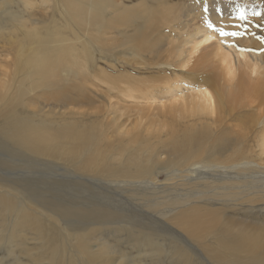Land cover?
<instances>
[{
	"label": "bare ground",
	"instance_id": "bare-ground-1",
	"mask_svg": "<svg viewBox=\"0 0 264 264\" xmlns=\"http://www.w3.org/2000/svg\"><path fill=\"white\" fill-rule=\"evenodd\" d=\"M162 1L165 0H157ZM59 4L75 26L87 34L93 32L85 47L74 48L89 59L92 68L86 65L91 70L99 63L112 68L108 63L117 58L118 65L130 66L134 73L148 78L133 77L123 86L110 85L96 77L95 83L91 79L85 82L87 70L77 55L67 61L64 47L65 60L59 70L46 72L48 54L42 37L34 32L35 47L31 39L29 47L20 42L14 62L20 72L29 75L31 85L11 80L16 92L9 99L2 97L0 83V149L12 145L46 165L55 164L51 160L65 162L77 175L111 179L126 192L137 186L131 184V179L145 176L153 192L163 197L177 196L178 190L158 180L159 172L173 169L176 162L183 163L182 170L177 171L181 187L195 189L209 178L232 181L242 176L254 182L253 190H264V174L258 172L264 170V43L259 39L264 37V16L253 15L264 13V0H173L166 2L161 14L152 16L153 10L150 22L143 24L124 2L59 0ZM205 4L208 13L203 11ZM237 6L245 9V21L236 18ZM30 9L39 10L36 0H0V39L7 38L4 43L11 45L14 33L26 28L23 13L28 14ZM106 12L113 18L106 20ZM205 19L225 31L244 35L221 37L206 26ZM31 21L33 26L39 22ZM120 27L133 28V34L118 45L120 50H113L114 45L106 47L104 42L110 41L108 31ZM10 31L11 37H6ZM56 71L62 72V82L50 80ZM101 73L111 77L104 70ZM11 74L10 63L0 65V82L1 77ZM35 76H41L40 81ZM102 88L108 94L98 91ZM32 92L57 99L62 114H74L77 109L93 110L98 115L105 109L115 114L119 109H136L138 127L126 129L121 124L116 129L117 136L124 138L139 132L134 137L158 139L169 149L150 147L118 168L103 150L101 130L39 118L28 111L34 103ZM88 92L94 97H89ZM97 100L100 106H94ZM127 102L132 104L127 106ZM51 109L56 115V108ZM99 192L95 199L102 202L106 197ZM221 201L237 212L233 203L238 200L231 204ZM239 206L250 214H227L221 208L220 213H212L217 206H211L199 219L187 216L188 222L182 223L191 236L192 252L176 236L155 239V235L173 232L176 222L164 214L146 218L147 222L143 221L145 217L120 214L124 212L122 206L97 210L67 204L59 205L55 211L35 202L28 191L11 180L0 177V208L4 209L0 213V236L12 230L14 237L15 227L22 226L32 236V246L25 250L29 264H106L108 256L109 264H162L166 260H171L168 264H242L246 258L263 264L264 200L247 208ZM30 210L40 213L44 224L34 219ZM73 219L86 223L73 226ZM217 222L222 225L214 226ZM104 227L112 228L100 233Z\"/></svg>",
	"mask_w": 264,
	"mask_h": 264
},
{
	"label": "rangeland",
	"instance_id": "rangeland-1",
	"mask_svg": "<svg viewBox=\"0 0 264 264\" xmlns=\"http://www.w3.org/2000/svg\"><path fill=\"white\" fill-rule=\"evenodd\" d=\"M36 1L39 10L30 9L28 14L23 13V24L25 20L26 28H21L20 31L14 33L15 42L12 41L11 45H9L4 43L7 41V38L4 40L3 38L0 39V65L10 63L12 71L9 77H1L0 83L3 87L2 97L9 99L13 98L16 91L14 89L15 85L11 80L23 82L26 86H30L32 83V81L28 79L29 75L20 72V66L18 64L15 65L14 62L18 59L20 42H23V47H29L30 44L28 41L31 39L33 48L35 47L36 42L33 40L35 35L34 32H37L42 37L41 43H43V48L48 54L46 72L59 70L62 61L65 60L62 52V48L64 47L67 50V61L72 60V58L77 55L82 66L87 70L88 77L85 82L91 79V82L95 83L93 79L96 77L110 85L118 83L123 86L130 82L133 77L139 79L148 78V76H141L134 73L130 66L124 67L118 65L117 58L113 59L114 63H108L112 68L99 63L91 70L90 68H92V66L90 65L89 59L86 60L85 56L81 57L74 48L77 47L80 50L82 47H85L89 43L93 32L87 34L82 31L83 28L75 26L67 14L63 12L59 0ZM115 1L124 2V5L133 12L135 17L139 18V23L143 24L150 22L151 16H149V14L153 13V10H155V12L152 16L159 15L166 2H172L173 0H165L162 2H157V0ZM250 2L251 1L247 2V6L250 5ZM104 17L106 20L113 18L109 12H106ZM36 19L39 20L38 24L35 26L31 25V20L34 21ZM40 22H43L44 25L40 24ZM67 24H69L68 27ZM125 31L127 34H125ZM12 33L13 31L8 32L6 37H11ZM31 33L32 36L29 35ZM131 34H133V28L131 27H120L117 30L108 31L107 37L110 41L104 42V45L106 47L114 45L115 48L113 50H120L118 45ZM86 64H88L90 68ZM101 66L106 68L102 69ZM101 70H104L111 77H105L101 73ZM158 74L161 75L162 72H158ZM49 78L54 82H62L64 77L62 72L56 71ZM35 79L40 81L39 79H41V76H35ZM73 79L79 81L77 78ZM93 83L89 82V84ZM98 91L108 94L106 88L98 89ZM89 94L90 92H88V95ZM31 95H35V92H32ZM90 95L89 97H94L93 94ZM36 97H40V99L35 100L34 98ZM34 98L32 99L34 102L33 106L29 107L28 111L32 114L37 113L39 118L54 119V121L59 124L79 123L86 125L90 130H101L103 150L106 154L110 155L109 161H112L114 165H118V168H120L121 164H127L132 158H137L141 153L144 152L145 154L150 147H159L161 150L169 149L158 139H147L142 136L134 137L139 132H135L124 138H119L117 136L116 129H118L121 124H124L126 129L138 127L137 118L139 114L136 109H119L116 114L105 109V113L99 115L95 114L93 110L77 109L74 114H69L65 111H62L64 113L62 114L59 112L60 104L57 99L53 97H42L41 95H35ZM97 101L94 106H100V101H98V103ZM27 102H29V100H27ZM131 104L130 102L125 103L127 106ZM41 106L45 108L39 109ZM51 108H56V115L52 113ZM115 116L118 118V121L113 120ZM145 123L146 122L143 121V124ZM51 161H54L55 164L46 165L35 161L32 155L14 149L12 145H3L0 149V177L11 180L17 186L28 191L35 202L51 207L55 211H58L59 205L67 204L75 205L83 209L97 210L107 207L122 206L124 212L120 214L128 212L134 216L141 218L145 217L143 221L147 222L149 217L152 216V218H155V216H153L155 214H164L167 218L176 222L172 226L173 232L167 231L165 236L158 237L155 235V239H166L176 236L184 245H188L192 252H195V250L192 246L191 236L186 232L182 223L188 222L187 216H193L199 219V217L203 216L204 211L211 206H217V208L211 210L212 213H220L221 208L227 214H247L248 210H243L239 205H243V207L247 208V206L256 205L264 200V190H260L259 188L258 190H253L254 186L251 184L254 182L245 180L242 176L234 177L236 180L232 181L223 180L221 177L216 181L209 178L201 182V187H196L195 189H191L188 186L181 187L182 182L177 175V171L182 170V162H176V166L171 170L159 172L158 180L160 182L179 191L177 196H169L166 194L163 197L159 192L155 193L150 190L149 182L146 180L145 176L131 179V184L137 186L132 187L130 192H126V189L122 188L123 186L119 187L114 184L111 179L97 175H77L74 173L73 168L65 162L56 160ZM236 162L239 163V161ZM258 172L264 174V170ZM7 176H10L11 179L7 178ZM71 186L77 189L73 190L70 188ZM99 191L103 192L106 197L102 202L95 199L98 197L97 194L100 193ZM171 194L175 193L172 192ZM5 198L9 199L7 196H5ZM221 200L230 201L229 204H231L232 201L238 200V202L235 201L233 203L237 212L228 209L227 205ZM3 210V208H0V213H2ZM30 214L39 223L44 224L45 219L40 213L35 210H30ZM71 221L73 226H81L86 223L78 219H73ZM217 225L220 226L222 224H220V222L214 224V226ZM154 226H156V224H154ZM158 226L161 230H165L161 224ZM110 228L112 227L101 228L100 233L102 231L104 233L109 232L111 231ZM10 232L11 233L8 232V234L0 236V264H29V258L25 254V250L27 246H32L30 241L32 236L20 225L15 227L14 237L11 236L14 231L10 230ZM95 235H99L98 230L95 231ZM122 239L127 242L129 241L127 236H122ZM16 258L20 259L21 263H15L14 260ZM110 258L111 256L106 257L104 262L109 264ZM227 258L230 259L235 257ZM170 261L171 260H166V263L162 264H168L167 262ZM214 262L216 263V260H214ZM146 264L151 263L146 262ZM220 264L235 263L220 262ZM242 264H254V262L246 258Z\"/></svg>",
	"mask_w": 264,
	"mask_h": 264
},
{
	"label": "snow or ice",
	"instance_id": "snow-or-ice-1",
	"mask_svg": "<svg viewBox=\"0 0 264 264\" xmlns=\"http://www.w3.org/2000/svg\"><path fill=\"white\" fill-rule=\"evenodd\" d=\"M203 11L205 13H208L209 8H208L207 4H205V6L203 8ZM217 11H219V9H217ZM236 12H237L236 18L238 20L245 21L247 19V16L245 14V9L244 8L237 6ZM253 15L257 16V17H262V16H264V13L254 12ZM205 24L213 32H219L221 37H236V38H239V37L244 35V33L240 32V31H231V32H229V31H225L222 28H218L209 19H205ZM259 39H261V42L264 43V37H261Z\"/></svg>",
	"mask_w": 264,
	"mask_h": 264
}]
</instances>
